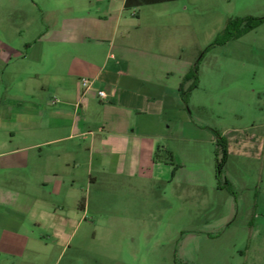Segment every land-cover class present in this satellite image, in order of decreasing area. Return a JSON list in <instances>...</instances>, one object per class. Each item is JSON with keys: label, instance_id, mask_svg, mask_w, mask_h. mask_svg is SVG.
<instances>
[{"label": "rangeland", "instance_id": "obj_1", "mask_svg": "<svg viewBox=\"0 0 264 264\" xmlns=\"http://www.w3.org/2000/svg\"><path fill=\"white\" fill-rule=\"evenodd\" d=\"M118 4L0 0V101L42 100L51 67L44 53L60 34L55 27L85 26L91 17V24L113 26ZM101 10L111 16L99 23ZM133 12H149L157 33L182 42L193 61L198 81L186 105L190 122L160 143L170 153L155 157L144 176L94 172L88 188L85 168L72 175L62 167L61 179L75 184L52 188L43 182L45 157H36L31 175L17 171L18 181H28L26 188L12 183L18 203L32 213L40 202L67 217L66 238L54 235L57 219L36 226L27 212L20 230L33 239L18 254H0V264H264V22L216 43L229 20L264 18V0H176Z\"/></svg>", "mask_w": 264, "mask_h": 264}, {"label": "crops", "instance_id": "obj_2", "mask_svg": "<svg viewBox=\"0 0 264 264\" xmlns=\"http://www.w3.org/2000/svg\"><path fill=\"white\" fill-rule=\"evenodd\" d=\"M156 1L119 0L113 26L91 24L95 23L91 17L85 26L55 27L60 34L46 44L52 52L44 53L43 64L48 62L51 66L40 88L46 92L44 98L34 102L2 96L0 254H18L33 239L21 233V221L26 220L29 207L18 203V192L12 189V183L16 179L17 186H28L25 177L24 181L15 178L16 173L27 171L31 175L30 165L36 157H45L49 162L42 172L52 181L47 182L45 177L43 182L52 184V188L68 186L61 179L62 167L72 175L85 168L88 188L96 182L94 172L117 177L144 176L148 165L155 164V157L170 153L160 143L172 138L173 130L180 125L190 122L179 90L193 61L185 55L182 42L167 40L157 33L159 26H155L149 12H133L142 6L169 3ZM126 11L131 15H126ZM98 14L99 23L111 16L109 10ZM179 21L182 23V19ZM84 78L91 82L86 91L80 84ZM189 85L186 81L182 91ZM26 86L25 95L29 97V85ZM110 87H114V92L100 100L97 92H107ZM15 131L20 133L19 138ZM53 146L58 147L52 154L43 153V148ZM32 150L39 152L31 154ZM167 165L162 168L164 172ZM74 184L75 179L68 187ZM28 215L30 224L36 226L41 221L57 219L54 235L65 240L63 227L68 223L67 217L46 212L40 202Z\"/></svg>", "mask_w": 264, "mask_h": 264}, {"label": "trees", "instance_id": "obj_3", "mask_svg": "<svg viewBox=\"0 0 264 264\" xmlns=\"http://www.w3.org/2000/svg\"><path fill=\"white\" fill-rule=\"evenodd\" d=\"M172 1H176V0H157L155 3L172 2ZM263 22H264V18H248V19H243V20L242 19L229 20L222 34L219 37H217L216 43L223 44L231 39L239 38L245 35L246 33H248L249 31L255 29L257 26H259ZM241 26H244V27L241 28ZM195 70H196V67L195 66L192 67L189 73L184 77L183 84L181 83V86H180L179 91H180L183 103L185 105H187L188 103L189 93L197 87L198 79L196 77ZM190 80H193L192 85H190V87L186 91H182V87L184 83ZM216 135H217V143L224 149V152H226L227 150L226 140L220 137L219 134H216Z\"/></svg>", "mask_w": 264, "mask_h": 264}, {"label": "built area", "instance_id": "obj_4", "mask_svg": "<svg viewBox=\"0 0 264 264\" xmlns=\"http://www.w3.org/2000/svg\"><path fill=\"white\" fill-rule=\"evenodd\" d=\"M81 88L86 91L89 89L91 82L88 79H81L80 80ZM114 92V87H110L109 90L106 91H98L97 96L100 100H106L110 94ZM84 94V93H83ZM76 108H78V104L75 105Z\"/></svg>", "mask_w": 264, "mask_h": 264}]
</instances>
